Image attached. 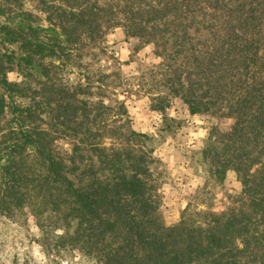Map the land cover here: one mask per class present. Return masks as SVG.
<instances>
[{
  "label": "trees",
  "instance_id": "16d2710c",
  "mask_svg": "<svg viewBox=\"0 0 264 264\" xmlns=\"http://www.w3.org/2000/svg\"><path fill=\"white\" fill-rule=\"evenodd\" d=\"M6 1L9 11L0 8L6 15L0 23V130L7 110L11 119L1 134L0 162L4 155L12 162L22 146L44 164L45 185L58 186L55 204L67 206L63 218L74 222L61 246L96 264H264V0H64L69 11L39 0L48 29L31 24L20 0ZM115 28L153 46L169 73L168 94L189 114L216 118L202 160L217 182L228 171L235 174L240 190L225 210L165 225L151 196L146 152L128 146L146 135L110 121L111 107L40 80L49 79L41 60L98 48ZM12 71L24 72L26 82L38 78V87L8 82ZM28 91L32 104L16 101ZM161 102L155 110H164ZM38 103L52 104L69 131V154L55 157L48 134L32 129ZM119 104L118 114L126 115ZM10 168L0 163L2 174L20 186L25 181ZM16 194L15 185L6 187L1 213L9 211L10 199L20 204Z\"/></svg>",
  "mask_w": 264,
  "mask_h": 264
},
{
  "label": "rangeland",
  "instance_id": "374dc122",
  "mask_svg": "<svg viewBox=\"0 0 264 264\" xmlns=\"http://www.w3.org/2000/svg\"><path fill=\"white\" fill-rule=\"evenodd\" d=\"M20 1L23 11L33 17V26L49 28L39 0ZM53 1L54 6L69 11L68 0ZM6 2L0 0L3 11H9ZM0 23L6 24V15L0 16ZM45 35L46 31L40 33ZM41 61L49 69V79L40 78L41 81L75 92L77 99L111 107L107 113L110 121L124 123L123 131L146 135L142 139L134 137L128 146L146 152L151 196L165 225L176 223L183 215L192 217L207 211H223L231 204L232 196L240 190L234 172L228 171L224 180L217 182L207 173L202 160V150L217 120L210 114H189L182 101L168 94L165 81L169 73L165 72L164 62L155 56L152 45L142 44L126 36L121 28H115L100 38L98 48L70 51L67 56L57 52ZM23 73L7 72L5 77L10 83L24 82L30 89L37 88L38 78L31 77L26 82ZM34 97L42 102L37 95ZM30 99L28 91L26 98L16 101L29 105ZM159 99L163 100L162 111L155 110L159 109ZM119 103H123L124 116L117 112ZM35 111L38 120L31 124L32 129L48 134L49 149L55 157L69 154L72 140L69 131L56 120L53 105H39ZM10 119V110H7L0 140ZM3 157L0 163L10 164L9 173H18L25 182L20 186L14 184L0 171V197H4L7 186L15 185L16 195L21 198L20 204L10 199L9 211L0 212V264H96L92 256L74 247L61 246L60 238L73 233L74 222L63 218L67 215V206L55 204L58 186L45 185V166L36 153L19 146L10 155L12 162L7 155Z\"/></svg>",
  "mask_w": 264,
  "mask_h": 264
}]
</instances>
